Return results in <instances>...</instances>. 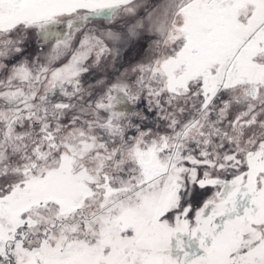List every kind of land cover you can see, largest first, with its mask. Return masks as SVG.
<instances>
[{"label": "snow or ice", "instance_id": "1", "mask_svg": "<svg viewBox=\"0 0 264 264\" xmlns=\"http://www.w3.org/2000/svg\"><path fill=\"white\" fill-rule=\"evenodd\" d=\"M0 264H264V0H0Z\"/></svg>", "mask_w": 264, "mask_h": 264}]
</instances>
